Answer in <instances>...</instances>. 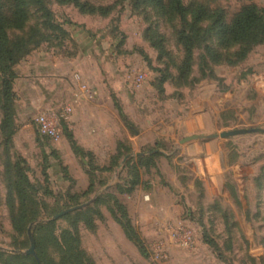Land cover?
<instances>
[{"label":"rangeland","instance_id":"rangeland-1","mask_svg":"<svg viewBox=\"0 0 264 264\" xmlns=\"http://www.w3.org/2000/svg\"><path fill=\"white\" fill-rule=\"evenodd\" d=\"M44 1L65 35L49 30L32 5L21 27L7 25L6 30L9 41H29L12 66V136L7 145L0 110V252L22 255L17 251L29 248L11 224L17 202L9 181L19 163L47 208L28 226L27 236L32 227L47 222L55 223L58 236L70 227L65 216L103 195L114 194L126 207L145 255L101 208L104 218L94 231L78 225L82 248L94 264H264V44L221 48L213 20L195 22L186 13L190 5H200L220 11L228 22L245 5L264 8V0H179L181 14H162L140 0H76L93 6V14L80 11L72 0ZM182 30L198 44L185 63L177 40ZM157 37L162 50L153 46ZM51 59L70 71L51 77L43 66ZM138 74L143 81L137 84ZM82 83L91 91L102 86L108 101L93 106L94 98H85L80 90ZM204 108L213 113L212 132L194 135L183 145L221 142L216 167L224 185L214 199L205 195L202 178L180 174L176 166L188 159L180 150L183 137L176 135V123L186 112ZM39 114L60 129L57 140L37 132L34 118ZM64 126L91 152V162L73 154ZM227 132L237 133L220 137ZM212 135L216 137L207 138ZM117 140H123L124 149L130 145L123 156L132 155L129 160L151 151L159 154L154 167L140 169L142 182L129 195L116 192L120 182L130 179L127 162L118 169L123 157L104 170ZM175 178L179 188L168 180ZM90 181L91 192L82 196ZM180 224L190 235L185 246L173 233Z\"/></svg>","mask_w":264,"mask_h":264},{"label":"trees","instance_id":"trees-1","mask_svg":"<svg viewBox=\"0 0 264 264\" xmlns=\"http://www.w3.org/2000/svg\"><path fill=\"white\" fill-rule=\"evenodd\" d=\"M70 0H57V2H68ZM74 5L79 7L80 11L93 14L96 10L93 6L79 4L72 0ZM143 5L152 6L162 14L166 11L174 10L181 14L182 9L179 0H140ZM29 5L34 6L44 19V25L52 31L61 35L65 32L60 25L52 21V14L48 10L44 0H0V110L2 111L1 129L5 132V144L9 142L12 131V81L14 73L12 66L26 52V44L23 40L9 41L7 37V25L21 27L26 19V9ZM193 21L213 20V28L219 38V46L228 48L233 45H242L244 47L264 44V8L258 9L254 4H248L241 7L231 19L226 22L220 11L206 10L200 5H190L187 10ZM35 34V33H34ZM33 35V34H31ZM178 43L184 51V63L187 62L193 49L196 47V40L193 36L180 31L177 34ZM153 46L162 50L161 39L157 37ZM205 50L209 52V49ZM242 54V53H241ZM215 57H218L215 55ZM182 72V71H181ZM165 79L160 82L163 84ZM161 84V85H162ZM118 109V107L116 106ZM120 113V110L118 109ZM131 129V125L126 123ZM64 137L67 140L73 154L80 158H88L92 161L90 151L81 148L73 138L72 134L64 126ZM38 132V131H37ZM39 133V132H38ZM128 148V149H127ZM123 148L122 142H117L116 152L110 158L109 167L104 170L113 169L117 161L125 154L129 153V147ZM158 153L150 152L149 155H140L135 160H128L125 169L130 170V179L116 186V192L120 195H129L134 188L141 184L140 169L147 170L155 166V159ZM99 169V168H98ZM103 169V168H101ZM13 176L9 181L11 196H14L17 202V208L11 215V224L13 231L17 235H23L28 245L27 228L38 219L45 215L46 206L36 197L27 176L26 171L19 163L12 167ZM92 182L82 193V196L91 192ZM77 196L68 197L70 201L76 200ZM11 206L10 197L7 199ZM101 208L109 213L111 219L119 226L124 237L136 246L140 254L145 255L144 247L138 233L132 227L126 207L119 201L114 194H108L98 197L90 206L75 211L72 215H67L64 219H70V227L62 229L58 236L55 235L56 227L54 222L41 223L31 228V235L35 243V255L26 256L18 254H6L0 252V264H94L81 245V237L78 233V225L82 224L85 229L94 231L96 222L104 218ZM13 210V208H12ZM24 245V242L22 243Z\"/></svg>","mask_w":264,"mask_h":264},{"label":"crops","instance_id":"crops-1","mask_svg":"<svg viewBox=\"0 0 264 264\" xmlns=\"http://www.w3.org/2000/svg\"><path fill=\"white\" fill-rule=\"evenodd\" d=\"M43 66H45L44 68L47 69L48 74L52 75L51 77L62 76L63 74L68 73L71 69L70 67H68V65H63L62 61L58 59H51L47 62L46 65ZM80 75L82 76V74ZM94 92V101L91 102L93 106L100 107L102 102L108 101V98L105 97L104 89L102 86L98 85L97 87H95ZM217 115L218 112L216 113V116ZM212 116L213 113L205 108L202 110L192 109L189 112H186L176 123V135L181 136L184 139L193 137L197 134L211 133ZM173 136L174 132L172 133L171 138ZM117 142H123V140L116 141L113 155L116 152ZM184 143H179V146L182 145L180 147V150L186 154L188 159L184 160V162H182L180 165L175 163L176 166H178L179 173L184 174L185 176L191 175L194 177L202 178V187L204 189L205 195L208 196L209 199H214L216 194L220 192V189L224 185V183L220 179V173L216 167V160L221 156V142L213 140L204 145H201L200 143L193 140L187 145H183ZM127 146L129 147L130 145L128 144ZM163 172L165 173V170H163ZM168 180L174 188L180 187V183L176 180V178L173 180ZM234 188L236 191L235 186ZM115 226H117L118 230H120L118 225Z\"/></svg>","mask_w":264,"mask_h":264},{"label":"built area","instance_id":"built-area-1","mask_svg":"<svg viewBox=\"0 0 264 264\" xmlns=\"http://www.w3.org/2000/svg\"><path fill=\"white\" fill-rule=\"evenodd\" d=\"M75 78H79V75H75ZM136 83H141L143 81V75L138 74L135 78ZM80 90L82 91V94L85 98L93 99L95 96V92L88 89L87 85L85 83H82ZM66 113L71 112V106H67L65 108ZM34 123L36 125L37 131L39 134H41L44 137H47L51 140H57L60 137V129L57 127V125L50 120L47 116L44 114H39L34 118ZM174 236L177 238H180L179 241L181 245L185 246L189 244L190 241V235L189 232L185 230V226H178L174 230Z\"/></svg>","mask_w":264,"mask_h":264},{"label":"water","instance_id":"water-1","mask_svg":"<svg viewBox=\"0 0 264 264\" xmlns=\"http://www.w3.org/2000/svg\"><path fill=\"white\" fill-rule=\"evenodd\" d=\"M237 132H227V133H223V134H220V137H224V136H230V135H233ZM216 136L215 135H212V136H208L207 138H215ZM192 137H189V138H185L183 139L182 141H180V143H184L188 140H190ZM132 155H126L125 157H123L118 169H121L122 166L131 158ZM73 209H70V210H66V211H63L61 213H59L58 215L54 216L52 219H57L61 216H63L64 214L72 211ZM28 239H29V248L25 251H17V253L19 254H22V255H26V256H33V257H36L35 255V243H34V239L33 237L30 235V233L28 232ZM11 253H14L15 251H10Z\"/></svg>","mask_w":264,"mask_h":264}]
</instances>
